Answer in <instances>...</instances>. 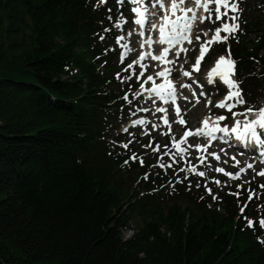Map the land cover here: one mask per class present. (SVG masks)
Masks as SVG:
<instances>
[{"label":"trees","instance_id":"obj_1","mask_svg":"<svg viewBox=\"0 0 264 264\" xmlns=\"http://www.w3.org/2000/svg\"><path fill=\"white\" fill-rule=\"evenodd\" d=\"M121 11L115 0H0V264H264L254 204L222 194V212L209 208L200 176L168 178L180 160L141 164L114 133L137 105L113 51ZM240 35L217 47H230L254 108L264 34Z\"/></svg>","mask_w":264,"mask_h":264},{"label":"rangeland","instance_id":"obj_2","mask_svg":"<svg viewBox=\"0 0 264 264\" xmlns=\"http://www.w3.org/2000/svg\"><path fill=\"white\" fill-rule=\"evenodd\" d=\"M115 1L117 2V0ZM100 2L102 3L104 0H100ZM155 2L156 1L153 0H145L144 6L148 8L149 12H152V8H160ZM166 2H168V0H165V3ZM193 4L194 0H187V2L184 3L186 7H192ZM166 6H168V3ZM133 7H136V5L130 3V0H124L123 5H121L122 11L117 14L116 21L113 23L116 34L113 40V51L117 50L118 59L116 60L119 63L128 60V65L123 71H126L125 73L127 74L125 81L133 80L134 83H137L136 90L133 94L137 105L133 106L127 112L125 121H123L122 117L118 130H115L114 133H117V131L127 133L129 139L128 143H130L132 149V156L135 154L138 162H140V159H143V162H150L151 164L161 167L160 165L164 164L163 162L168 159L169 155L175 152L177 153V148L173 146V138L175 137L178 139V137L183 134H181V132L185 130L202 128L201 121L204 118H209L211 122L210 125H212L217 117L227 116L228 119L226 121H219L218 123L220 126L227 125L231 127L234 120L238 119L243 122L245 117H232L231 113L226 109L216 107L218 102L224 100L228 88L221 80H213L212 83H208L207 74L211 66L215 64V60L221 55L225 57L228 56V49L223 51L220 47H217L218 43H207V41L211 40L214 29L220 26V21H217L215 24L209 20H206L204 24L197 21V26H195L194 29L195 32L191 37L192 43L185 44L183 48L187 49V51H183L176 61V55L174 54L171 58L167 59L168 61H174L167 65V69H171L172 71L167 74L166 81L170 80L172 85L176 88L180 115L183 117V120L186 121V124L182 125L177 122L179 117L175 114L174 104L170 102L158 104V101L153 103L155 93L149 90L152 89L154 85L166 83H163V81H161V76L158 75V72L161 70L159 63H153L147 58H144L149 57V54H144L143 52L146 47V44H143L145 39L140 35V31L137 29L135 23L136 18L134 17L136 14L131 11ZM239 7L242 11L231 13V15H237L239 17L237 22L240 25V36L247 38L248 41L256 42L257 37L264 34V0H239ZM221 10L223 11V9ZM147 15V17H149L147 27H150L154 19H156V15H152V13ZM212 20H215L214 13ZM249 24L251 26H249ZM246 28L249 29V31L244 32L243 29ZM154 31L155 29H153V32ZM203 32H208V35L205 37ZM224 34L223 32L221 33V35ZM197 35L201 37L199 41L196 40ZM121 37H123V39H121ZM230 38L233 39V37ZM152 40H156V37H153ZM202 43L205 44L207 52L206 56L204 55L198 65L199 71H195L192 66L195 64V58L200 51ZM213 45H215V47L212 48ZM153 47L156 49L157 45L152 44V48ZM258 55L264 57V46L258 49ZM130 64L132 65L131 68H129ZM185 71L190 72L191 75L185 76L183 74ZM148 76H152L153 80L149 81L147 79ZM231 78L236 80V74ZM182 85L190 86L182 87ZM194 92L196 94L195 96L193 95ZM201 93H203V95H201ZM262 93H264V91ZM184 97H188V99L186 100ZM197 97H199L198 103ZM209 100H211V104H208ZM246 104L247 101L243 105H236L238 110L244 109L240 111V113L245 111ZM140 107L144 109L149 107L150 110L143 112L145 110H140ZM157 107L164 108L167 111L158 113L156 111ZM260 107H264V96L254 106V108ZM154 112L156 114H153ZM255 116V112L249 114L250 118H255ZM164 117L168 118L171 131H169V125L164 124ZM137 120H141L144 123H134V121ZM153 125H155V127H153ZM124 129H127V131ZM215 134L217 135V139L212 142L208 141V137L203 135L187 137L186 140L180 144V147L186 149V151L179 153L183 154L190 151L188 160L192 162V164H189L186 159V154L185 156L180 155V165H178V168L173 173L167 174L168 178L174 180L175 177L183 175L178 178L177 182H180L185 180L188 175L199 176L197 173L203 171L206 173V176L200 177L202 179L201 185L203 186L204 195L210 197L207 203L209 208L215 207L219 212H222V194H227L229 199H242L250 205L254 204V207L248 205V209H255V214L259 218V221L264 219V187H261V185H264V176L258 175L259 172L264 171V167L258 163L249 161V159L252 158L251 155H253L251 152L244 153L239 149L235 150L233 146L228 147L225 142L221 141L223 139L225 140L229 135L225 136L223 133L219 132ZM232 140L237 142L234 135ZM157 142L162 144L165 151L164 153L169 155H161L159 154L161 151H154L157 147ZM197 144L203 145V149L196 148L195 146ZM146 145H151V147H146ZM257 147H259V145H257ZM211 153L218 155L219 159H216ZM233 157L240 162L239 165L235 163L232 159ZM176 160L178 161V158H176ZM202 160L203 163H201ZM248 164H252L253 167L248 168ZM193 167L196 170L199 169V171H190ZM164 168L166 167H162V170H164ZM217 168H223L224 172L216 171ZM240 168H244L245 171L239 172ZM237 172H239V178L236 179L227 175L228 173L235 174ZM217 181H219V183H217ZM168 183H170V181H168ZM197 185H199L198 181L196 184H193L194 187H198ZM209 189H211V192H209ZM250 192L254 193L251 200H249ZM236 193H239V195H235ZM213 197H216V199H213ZM130 234L131 231L128 228L124 229L122 233L123 237H128Z\"/></svg>","mask_w":264,"mask_h":264},{"label":"snow or ice","instance_id":"obj_3","mask_svg":"<svg viewBox=\"0 0 264 264\" xmlns=\"http://www.w3.org/2000/svg\"><path fill=\"white\" fill-rule=\"evenodd\" d=\"M106 2V0H105ZM159 6L164 9V0H157ZM187 0H170V12L175 15L177 10L184 12L185 15L182 17H177L176 20H171L168 12L169 9H165V15L162 16V21L160 25H152V28H158L160 33V43H168L170 46H174L177 43H180L182 41H187L188 43H192V40L190 38V34L192 31V28L196 26V21L198 19L197 17V11L202 8L203 11L207 14L206 16L199 17L200 23H203L205 20L212 21V23H216L217 21H220L221 24L219 27H216L214 29V33L211 37V40L207 41L208 44L211 43H219V42H227L230 37L235 38V34L240 30V25L237 22L239 17L237 15H229V13H238L242 11L239 7V0H194L196 4V9L192 8H180L179 6L186 3ZM118 4L123 5L124 0H117ZM130 3L133 5H136V7H133L131 11L136 14L137 19L136 23L139 25H142L145 23V20L147 18V14L149 12L148 8L145 7V0H130ZM223 9V11L221 10ZM187 13H191V16L187 15ZM213 13L215 14V20H212ZM183 21V22H181ZM203 31V30H202ZM212 31V30H210ZM225 33L224 35H221V33ZM203 35L206 37L208 35V32H203ZM103 39V37H101ZM123 39V37H121ZM201 37L199 35L196 36V40L199 41ZM147 42V41H146ZM169 48H164L161 56H153V59L161 60L165 55L169 53ZM180 51H187V49H180L178 50L175 55L179 57ZM206 52L205 44H201L200 46V56L197 57L196 63L193 64V70L199 71L198 65L201 62V59L204 57ZM168 63H173V61H167ZM235 65L236 61L231 58V50L230 47L228 49V56L225 57L224 55L219 56L215 60V67L211 69V71L208 73V83L213 82V77L215 75H219L220 80L227 85L228 91L224 97V100L217 103L216 107L218 108H224L229 113H231L232 117L236 116H244L245 119L242 122L241 120H234V123L231 127L229 126H220L218 123L219 121H226L228 119L227 116H219L216 118V121L213 122L212 125L209 124V118H204L201 123L203 125L202 128L199 129H188L183 132V135L176 139L173 138V146L177 148V153L184 152L186 149L180 147V144L186 140L189 136H206L210 137L212 139H216L215 133H223L225 136L232 134L235 136V138L240 141L241 143L248 145L249 143L252 144V150L255 151L256 145L264 146V139L261 137L264 136V107L260 108H252L247 107L243 113H237L233 111V109L236 107V105H243L246 103L243 97L242 89L239 87V81H236L232 79L235 75ZM132 65H129V68H131ZM171 69H165L163 72L158 73L160 76H165L166 74L170 73ZM185 76H190L191 73L185 71L183 73ZM147 79L149 81L153 80L152 76H148ZM190 85H182V87H189ZM149 91L155 92L156 95L165 103L172 102L175 103L176 101V90L175 87L172 85V83L169 81L166 84L161 85H154L152 89ZM195 96V92L193 93ZM203 95V93H201ZM184 99H188V97H184ZM199 102V97H197V103ZM155 103V101H153ZM208 104H211V100L208 101ZM156 111L159 112H166L167 110L164 108L157 107ZM255 112L256 116L255 118H250L249 114ZM175 114L179 117L178 123L184 125L186 124V121L183 120V117L180 115V109L177 106L175 108ZM164 124L169 125V131H171L170 123L167 117L163 118ZM136 124L144 123L141 120L134 121ZM155 127V125H153ZM127 131V129H124ZM124 148H128V143L123 144ZM146 147H151V145H146ZM198 149H203V145L197 144L195 146ZM159 146L156 147L155 150H158ZM264 155V152L261 153ZM167 155V153H165ZM173 155H176V153H173ZM211 155L215 156L216 159H219V156L215 153H211ZM132 160H136L137 157L135 154H133L132 157H130ZM237 165H239V161L235 160V157L232 158ZM141 164H143V159H140ZM127 163V161H125ZM203 163V160L201 161ZM161 167H165L164 164L160 165ZM167 167H171V165H167ZM248 168H252V164L247 165ZM183 170V169H182ZM192 172H196L197 170L193 167L190 169ZM216 171L224 172L223 168H217ZM245 171L244 168H240L239 172ZM239 172L235 174L228 173L227 175L231 176L233 179L239 178ZM200 177H205L206 173L203 171H200L197 173ZM258 175L264 176V171H261L258 173ZM147 179V175L145 176ZM219 183V181H217ZM199 186V185H197ZM261 187H264V185H261ZM209 192H211V189H209ZM235 195H239V193H236ZM254 193H249V200L252 199ZM213 199H216V197H213ZM249 226H253L252 221H248ZM262 228H264V219H261L259 221Z\"/></svg>","mask_w":264,"mask_h":264},{"label":"bare ground","instance_id":"obj_4","mask_svg":"<svg viewBox=\"0 0 264 264\" xmlns=\"http://www.w3.org/2000/svg\"><path fill=\"white\" fill-rule=\"evenodd\" d=\"M167 3H168V6H166L167 5ZM166 4V5H165ZM164 5H165V8L164 9H157V8H152L153 9V11L152 12H148V14H150V13H152V14H155L156 15V19H154V21H153V23H152V25L153 24H155V25H160L161 23H163V21H162V16H164L165 15V9H169V12H168V15H169V17H170V19L171 20H176L177 19V17H182L183 15H185V13L184 12H181V11H179V10H177V12L175 13V15H173L171 12H170V0H168V2H166L165 3V0H164ZM180 8H184V9H187V8H192V9H196V4H195V2H194V4H193V6L192 7H189V6H187V8H185L186 6L184 5V4H182V5H180L179 6ZM161 12V13H160ZM198 12V11H197ZM199 12H200V17L201 16H204V11H203V9L202 8H200V10H199ZM179 13H180V15H179ZM161 15V16H160ZM187 15H189V16H191V13H187ZM148 16V15H147ZM160 16V17H159ZM149 17H147L146 18V22L147 21H149V19H148ZM181 22H183V21H181ZM143 29H145V28H143ZM142 29V30H143ZM141 35H142V37H144V43L143 44H146L145 46V48H144V50H143V52H144V54L145 53H147V54H149L150 55V57L152 58V61L153 62H158L159 63V65L161 66V70L158 72V73H160V72H163L165 69H167V65H168V60L166 59V57L164 56L163 57V59H161V60H157V59H153V56H161L162 54H155V53H153V51H152V39L153 38H151V36H149V37H146V36H143V32L141 31ZM147 41V42H146ZM179 44H181V42L179 43ZM181 46V48L184 46V44H182V45H180ZM179 46V47H180ZM165 48H167V47H165ZM179 49V48H178ZM200 56V51L198 52V55H197V57H199ZM197 57L195 58V63H196V59H197ZM167 74L165 75V76H161V81H163V83H167V82H169L170 80H168V81H166L167 79ZM171 82V81H170ZM172 83V82H171ZM175 90H176V88H175ZM155 93V92H154ZM164 102V101H163ZM165 103V102H164ZM174 104V106H175V108L178 106L179 107V105H178V103H177V98H176V101H175V103H173ZM211 122L209 121V124H210ZM235 137V136H234ZM233 138V137H232ZM240 150H244L245 152H247L246 151V149H243L242 147H240Z\"/></svg>","mask_w":264,"mask_h":264}]
</instances>
